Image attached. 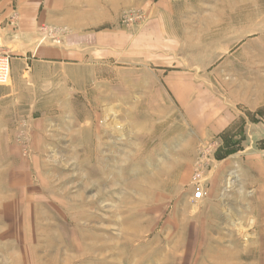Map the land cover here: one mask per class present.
<instances>
[{
	"label": "rangeland",
	"instance_id": "obj_1",
	"mask_svg": "<svg viewBox=\"0 0 264 264\" xmlns=\"http://www.w3.org/2000/svg\"><path fill=\"white\" fill-rule=\"evenodd\" d=\"M6 2L41 4L40 44L118 37L0 43V264H264V0Z\"/></svg>",
	"mask_w": 264,
	"mask_h": 264
},
{
	"label": "crops",
	"instance_id": "obj_2",
	"mask_svg": "<svg viewBox=\"0 0 264 264\" xmlns=\"http://www.w3.org/2000/svg\"><path fill=\"white\" fill-rule=\"evenodd\" d=\"M10 2L1 1L0 2V43H2L10 52L11 55L15 56L14 59L27 61L31 58L36 62H57L65 59H75L77 53H81L82 49L77 51V47L86 46L87 48H97L100 55L104 54L107 56L109 49H114V42L111 40V37H118L117 33H103L98 32L94 36H90L91 39L88 41L86 36L84 40L77 38L75 34H69L67 36L66 47L61 50L59 46H56L51 43L40 44L39 36H41L39 31V25L41 23L39 16L41 15L43 8L41 4H29L26 6H20L16 11L11 12L9 8ZM101 10H105L101 8ZM51 15L54 19L55 24L59 22V9L56 7L51 8ZM117 12V10H116ZM15 17H12L13 15ZM14 18V19H13ZM118 21V16H106L103 18V23L105 25H113ZM59 24V23H58ZM85 52V51H84ZM175 79L181 78L179 75L174 76ZM11 83V82H10ZM186 99H182L183 102ZM193 100V99H191ZM198 101H193L194 106L191 107V111L194 115L200 113V106L196 107ZM197 109V111H196ZM202 109V107H201ZM205 116L207 117V122H213L214 120V132H223L229 126V121L227 118L220 119L215 121V116L210 111H204ZM203 112V113H204ZM197 113V114H196Z\"/></svg>",
	"mask_w": 264,
	"mask_h": 264
},
{
	"label": "built area",
	"instance_id": "obj_3",
	"mask_svg": "<svg viewBox=\"0 0 264 264\" xmlns=\"http://www.w3.org/2000/svg\"><path fill=\"white\" fill-rule=\"evenodd\" d=\"M10 76V58L7 54L0 52V86L6 85ZM195 199L201 198V192L196 191Z\"/></svg>",
	"mask_w": 264,
	"mask_h": 264
},
{
	"label": "bare ground",
	"instance_id": "obj_4",
	"mask_svg": "<svg viewBox=\"0 0 264 264\" xmlns=\"http://www.w3.org/2000/svg\"><path fill=\"white\" fill-rule=\"evenodd\" d=\"M231 178H234V176L231 175ZM231 178H230V179H231ZM230 179H229V181H230ZM226 183H227V182H226ZM229 184H230V183H229Z\"/></svg>",
	"mask_w": 264,
	"mask_h": 264
}]
</instances>
